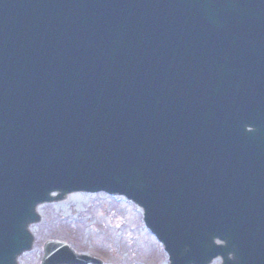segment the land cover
Instances as JSON below:
<instances>
[{"label": "water", "instance_id": "obj_1", "mask_svg": "<svg viewBox=\"0 0 264 264\" xmlns=\"http://www.w3.org/2000/svg\"><path fill=\"white\" fill-rule=\"evenodd\" d=\"M100 191L169 264H264V0H0V264L37 206Z\"/></svg>", "mask_w": 264, "mask_h": 264}, {"label": "rangeland", "instance_id": "obj_2", "mask_svg": "<svg viewBox=\"0 0 264 264\" xmlns=\"http://www.w3.org/2000/svg\"><path fill=\"white\" fill-rule=\"evenodd\" d=\"M37 212L40 221L29 227L32 248L18 257V264H39L48 240L65 242L76 253L103 264H168L161 244L143 222L141 209L124 198L73 193L37 206Z\"/></svg>", "mask_w": 264, "mask_h": 264}]
</instances>
